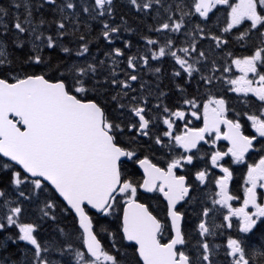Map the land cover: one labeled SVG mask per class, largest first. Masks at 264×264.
Returning <instances> with one entry per match:
<instances>
[{"label":"snow or ice","instance_id":"1","mask_svg":"<svg viewBox=\"0 0 264 264\" xmlns=\"http://www.w3.org/2000/svg\"><path fill=\"white\" fill-rule=\"evenodd\" d=\"M0 264H264V0H2Z\"/></svg>","mask_w":264,"mask_h":264},{"label":"trees","instance_id":"2","mask_svg":"<svg viewBox=\"0 0 264 264\" xmlns=\"http://www.w3.org/2000/svg\"><path fill=\"white\" fill-rule=\"evenodd\" d=\"M0 2H2V0H0Z\"/></svg>","mask_w":264,"mask_h":264}]
</instances>
